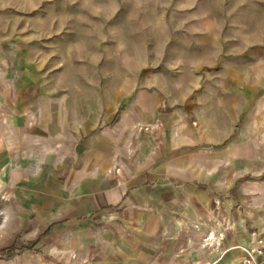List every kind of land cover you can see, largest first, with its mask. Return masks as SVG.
<instances>
[{
	"label": "rangeland",
	"instance_id": "1",
	"mask_svg": "<svg viewBox=\"0 0 264 264\" xmlns=\"http://www.w3.org/2000/svg\"><path fill=\"white\" fill-rule=\"evenodd\" d=\"M197 1L201 42L172 51L161 33L178 0H0V188L24 186L19 172L97 170L114 150L138 174L182 156L139 178L127 212L97 214L0 264H177L206 249L171 243L170 223L184 218L180 239L193 237L212 195L219 221L264 231V0ZM12 203L1 195L0 212ZM236 234L222 239L229 262ZM23 243L0 230V249Z\"/></svg>",
	"mask_w": 264,
	"mask_h": 264
},
{
	"label": "crops",
	"instance_id": "2",
	"mask_svg": "<svg viewBox=\"0 0 264 264\" xmlns=\"http://www.w3.org/2000/svg\"><path fill=\"white\" fill-rule=\"evenodd\" d=\"M177 3L174 7L175 10L168 14V24L166 27L162 26V38L165 45V39L168 41L167 50L177 49L180 51L183 50L181 49L182 46H185V51H190L193 49V45L201 42L202 19L198 11L200 2L197 0L188 1V5H185V7L182 5L181 0H178ZM162 50H165V47ZM193 65L194 67L198 66L197 63ZM161 152L155 153V160L160 157ZM117 153V150H114L113 153L100 156L97 170L95 168L75 170V173L63 179H58L52 171L47 178L42 177L41 179H38L39 176L32 177L26 172H19L16 178H12L18 180V182L22 181L24 186H14L8 189L1 185L2 188H0V196L4 195L8 201L13 202L10 204L9 220L6 225L7 231L20 235L21 241L25 242L20 246L39 242L41 243L40 249L44 245L53 242L59 230L85 222L97 214H103L111 210L115 211L116 207L119 206H123L121 213L127 212V207L131 205L128 203V198L132 200L138 196L139 178H146L147 174H151L150 169L152 168L148 169L149 164L143 163L141 174L133 171L131 167L119 168L120 162ZM142 155L145 158L149 156L147 151H144ZM180 157L182 156L173 157L174 159L171 162ZM165 159L158 162V165ZM147 186L148 183H145L143 188ZM212 197L215 198L216 196L212 195ZM212 197L208 196L209 203L202 205L204 211H210V213H203L205 217L198 215V219L194 221V229L190 231V233H193V237L189 236L187 240L181 241L182 233H180V229H183L185 219L174 218L175 222L172 221L170 224H172L177 234H175L171 243L185 245L188 242H195L200 244L207 235L210 237V234L214 233L216 237L218 234L220 235L221 244L218 246L217 251L209 249L203 251L201 249L204 248L201 247V251L198 253H180L176 257L179 261L177 264H239L240 249L238 251V261L233 259L229 262L228 257L225 256L226 249L223 246L227 244L222 239L228 237L226 236L228 231L230 236L235 231L237 232L235 240L239 245H245L254 240L251 235L252 231H259L264 234V231L250 228L248 222L243 224L236 220H230L232 222L229 220L219 221L211 214L213 207H215ZM231 202L233 203V201ZM140 206L143 205L140 204ZM145 206L152 209L156 208V210L159 207L152 201H147ZM238 206L239 208H236V210L241 207ZM166 207L169 206H165L163 209ZM208 207L210 210H208ZM48 229L49 234L43 236ZM221 233H224V235L221 236ZM221 250L225 251L220 252ZM207 251L211 253L207 255ZM161 256L163 260L170 259L166 253Z\"/></svg>",
	"mask_w": 264,
	"mask_h": 264
},
{
	"label": "bare ground",
	"instance_id": "3",
	"mask_svg": "<svg viewBox=\"0 0 264 264\" xmlns=\"http://www.w3.org/2000/svg\"><path fill=\"white\" fill-rule=\"evenodd\" d=\"M193 125H195V123ZM237 150H238V147L236 148V146H235L232 151L225 152L224 155L227 156V158H230L231 160H233L235 158ZM214 153H217V151L209 150V151H207L206 154L210 155V154H214ZM201 154H202V152H200L199 150L198 151L197 150L192 151V152L188 153V155H191V156H197V155H201ZM173 159L174 158L165 159L158 166H155L152 169H150V172L151 173L157 172L161 168L165 167L167 164L171 163V161ZM7 169H8V167L3 168V171L0 174V182H3L4 178L6 177ZM256 189L264 191V189L261 186L256 187ZM261 201L264 202L263 197L261 198ZM8 220H9V216L5 212H0V230L3 229L4 227H6ZM223 235H224V233H221V236H223ZM219 239H220L219 234L216 237L214 233H211L210 237H208V235H207L205 239H202V241L200 242V246L204 249H209L211 251H217L218 246L221 244Z\"/></svg>",
	"mask_w": 264,
	"mask_h": 264
},
{
	"label": "built area",
	"instance_id": "4",
	"mask_svg": "<svg viewBox=\"0 0 264 264\" xmlns=\"http://www.w3.org/2000/svg\"><path fill=\"white\" fill-rule=\"evenodd\" d=\"M252 231L254 240L245 245H240L239 264H264V234Z\"/></svg>",
	"mask_w": 264,
	"mask_h": 264
},
{
	"label": "trees",
	"instance_id": "5",
	"mask_svg": "<svg viewBox=\"0 0 264 264\" xmlns=\"http://www.w3.org/2000/svg\"><path fill=\"white\" fill-rule=\"evenodd\" d=\"M49 234V229L44 233L43 236ZM36 252L37 251V243L25 245V246H6L0 249V258L3 257H11L20 252Z\"/></svg>",
	"mask_w": 264,
	"mask_h": 264
}]
</instances>
